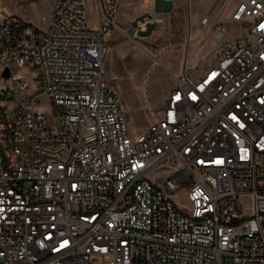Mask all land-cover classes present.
I'll return each instance as SVG.
<instances>
[{
    "label": "built area",
    "instance_id": "obj_1",
    "mask_svg": "<svg viewBox=\"0 0 264 264\" xmlns=\"http://www.w3.org/2000/svg\"><path fill=\"white\" fill-rule=\"evenodd\" d=\"M94 2L95 27L86 0H54L45 29L0 4V264H264V0H215L199 27L216 62L173 78L134 138L105 36L140 41L160 14L140 6L149 17L133 24L121 0ZM29 76L50 124L24 94ZM182 191L187 210L170 198Z\"/></svg>",
    "mask_w": 264,
    "mask_h": 264
},
{
    "label": "rangeland",
    "instance_id": "obj_2",
    "mask_svg": "<svg viewBox=\"0 0 264 264\" xmlns=\"http://www.w3.org/2000/svg\"><path fill=\"white\" fill-rule=\"evenodd\" d=\"M214 2L215 0H173L172 11L165 14L167 21L158 23L150 39L133 41L118 31H111L112 41L104 63L107 85L120 99L125 126L131 138L141 133L148 124L150 110L146 99L155 108H163L167 92L172 88L173 78L179 80V73L185 68V55V71L188 76H192L202 64L209 66L216 62L220 46L200 29L201 17H193L195 14L201 16ZM53 3L54 0H0L3 10L13 14L29 27L38 29H45ZM233 5L234 2L230 1L219 18L227 33L238 32L237 25L226 20ZM149 6L155 7L157 12H165L170 8L171 2L150 0ZM86 12L88 24L95 27L98 19L94 0H86ZM118 16L117 14L120 19ZM154 56L160 57L162 63L155 66ZM29 78L30 85L24 94H37L33 109L42 113L46 123L50 124L53 119L51 104L41 91L35 92V84L30 76ZM250 186V182H247V189H250ZM170 198L179 209L187 210L189 204L186 191L172 194ZM240 203L244 208H248L251 205V197H240ZM248 214L245 210L244 215Z\"/></svg>",
    "mask_w": 264,
    "mask_h": 264
},
{
    "label": "crops",
    "instance_id": "obj_3",
    "mask_svg": "<svg viewBox=\"0 0 264 264\" xmlns=\"http://www.w3.org/2000/svg\"><path fill=\"white\" fill-rule=\"evenodd\" d=\"M165 1L171 2L170 8L168 10H166L165 12H157L155 10V7H152L156 13L160 14V16L157 18V21L148 22L146 25L142 26L141 29H139V35H140L139 37L141 38V40L152 38V36H153V34L155 32V28L158 25V23H160V21H164V22L167 21V18L165 17V14H169L172 11L174 3H173V0H165ZM149 2H150V0H121V3H120L119 8H118V12H117V14L119 15L118 17L120 18V20H126V21H129V22H132L133 24H137V22H141V20L143 18H148L149 17L146 14H139L138 13L140 6H145V5L149 6ZM208 10L209 9H207L205 11V13ZM205 13H203L201 16H198L197 14H195V15H193V17L194 18H200V17L202 18L205 15ZM114 31L115 30H113V32ZM113 32H110V33L107 34V36H105L106 43H107V52H106V55H105V58H104V61H103V68H104L105 59H106V56H107V53H108V46L111 44V41H112L111 38H110V35ZM146 32H148V33H146ZM190 34H191V31H190ZM108 36H109V38H106ZM185 68H186V64H185ZM104 71H105V75H107L105 68H104ZM145 73H147V71ZM172 87H173V85H172ZM171 89L172 88H170L169 91ZM169 91L167 92V94L169 93ZM146 103L148 104L149 108H151L152 110L156 111L157 113H160L161 108H155L148 101V99H146ZM150 121H151V118H150V113H149L147 126L149 125Z\"/></svg>",
    "mask_w": 264,
    "mask_h": 264
},
{
    "label": "water",
    "instance_id": "obj_4",
    "mask_svg": "<svg viewBox=\"0 0 264 264\" xmlns=\"http://www.w3.org/2000/svg\"><path fill=\"white\" fill-rule=\"evenodd\" d=\"M188 36H189V32H188ZM185 64H186V55L184 56L183 68L185 67ZM2 75L5 76V77H8V75H9V71H8V69H5V70L3 71V73H2Z\"/></svg>",
    "mask_w": 264,
    "mask_h": 264
}]
</instances>
